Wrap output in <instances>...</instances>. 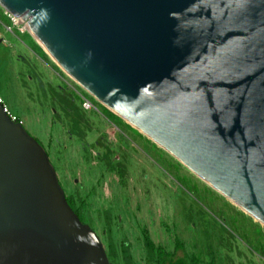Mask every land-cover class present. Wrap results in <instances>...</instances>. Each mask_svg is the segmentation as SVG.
Masks as SVG:
<instances>
[{
    "label": "water",
    "instance_id": "water-1",
    "mask_svg": "<svg viewBox=\"0 0 264 264\" xmlns=\"http://www.w3.org/2000/svg\"><path fill=\"white\" fill-rule=\"evenodd\" d=\"M0 7L114 116L264 222V0ZM26 132L0 104V264H108Z\"/></svg>",
    "mask_w": 264,
    "mask_h": 264
},
{
    "label": "rangeland",
    "instance_id": "rangeland-1",
    "mask_svg": "<svg viewBox=\"0 0 264 264\" xmlns=\"http://www.w3.org/2000/svg\"><path fill=\"white\" fill-rule=\"evenodd\" d=\"M16 19L0 7L1 104L45 148L63 195L88 215L104 249L109 237L111 264H155L144 252V233L164 251L179 242L193 263L264 264L262 223L113 118Z\"/></svg>",
    "mask_w": 264,
    "mask_h": 264
},
{
    "label": "trees",
    "instance_id": "trees-1",
    "mask_svg": "<svg viewBox=\"0 0 264 264\" xmlns=\"http://www.w3.org/2000/svg\"><path fill=\"white\" fill-rule=\"evenodd\" d=\"M111 116L113 118L115 117V119L117 118L116 116H113L112 114H111ZM79 117H80V115H79ZM14 121H19V119L14 116ZM35 141H37L39 143L38 140H35ZM115 172H116V175H118L119 177H123L124 176L123 175V171H122V169L119 166H117L115 168ZM64 200H65L66 205L70 206V208L76 213V215L79 218V221L83 222V224H86L89 227V225H88V221H89L88 215L82 209H79L76 206H74V204L72 202V198L70 196L64 195ZM108 220H109L108 215L105 214L103 223H104V233L106 234V236L109 235L108 234ZM142 244H143V248H144L145 254L149 258H153L155 264H197V262H195V261H194V263L190 262V258L189 259L185 258V255L181 251V250H183L182 246H181V244L179 242H175V244L173 246V250L164 251V249L160 245L154 246L152 241L147 236V234L144 233V235L142 237ZM121 250L125 251V248H122ZM103 251H104L106 259H107V255L112 253V251H113V245H112L111 241L109 240V237H108V240H107V247ZM176 251H181V254L179 256L175 255ZM122 253H124V252H122ZM107 262H108V264H111L109 259H107Z\"/></svg>",
    "mask_w": 264,
    "mask_h": 264
},
{
    "label": "bare ground",
    "instance_id": "bare-ground-1",
    "mask_svg": "<svg viewBox=\"0 0 264 264\" xmlns=\"http://www.w3.org/2000/svg\"><path fill=\"white\" fill-rule=\"evenodd\" d=\"M11 14V13H10ZM12 15V14H11ZM12 16H14V15H12ZM14 17H16V16H14ZM17 18V17H16ZM25 30V29H24ZM27 31V30H26ZM36 39V41L38 42V44H39V46L41 47V50H43L44 51V53H46L48 56H49V58L66 74V75H68L71 79H73L78 85H80L79 84V82H77L76 81V79L71 75V74H69V72L66 70V69H63L55 60H54V58L50 55V53L42 46V44H41V42L37 39V38H35ZM81 86V85H80ZM82 87V86H81ZM83 88V87H82ZM85 91H87L90 95H92L91 94V92H89L88 90H86V89H84ZM93 96V95H92ZM95 99H97L98 101H100L101 102V100H100V98L99 97H96V96H93ZM105 105H107L106 103H105ZM108 106V105H107ZM111 108V107H110ZM112 109V108H111ZM124 120L125 121H127L128 123H130L131 125H133V126H136L132 121H130L129 119H127V118H124ZM138 130H139V132L140 133H142L144 136H146L147 138H149V136H147V134L146 133H144V131L139 127L138 128ZM153 143H155V145H158L159 147H161L163 150H165L167 153H169L172 157H174L176 160H178L181 164H183V162L177 157V156H175L174 154H172V152L169 150V149H167L166 147H164L163 145H161L159 142H157L156 140H152L151 138H149ZM185 167H187L185 164H183ZM194 175H196L198 178H200L202 181H204L207 185H209L211 188H213L214 190H216L218 193H220L215 187H212L206 180H204V178H202V176L201 175H199L198 173H195L193 170H191L189 167H187ZM222 196H224L225 198H227L228 200H229V202H232L234 205H236L237 207H239L240 209H242L243 210V212H245V213H247L248 215H250L251 217H253V218H255L257 221H259L260 223H262L263 224V226H264V222H262L261 221V218L259 217V216H257V215H255L254 213H251V212H248L247 211V209H245V208H242L239 204H237L236 202H233L230 198H228L227 196H225L223 193H220ZM261 224V225H262Z\"/></svg>",
    "mask_w": 264,
    "mask_h": 264
},
{
    "label": "built area",
    "instance_id": "built-area-1",
    "mask_svg": "<svg viewBox=\"0 0 264 264\" xmlns=\"http://www.w3.org/2000/svg\"><path fill=\"white\" fill-rule=\"evenodd\" d=\"M2 102H1V100H0V104H1ZM84 106H86V103L85 104H83ZM1 108H2V111L10 118V119H12V120H14V116L13 115H11V114H9L8 113V111H7V109L1 104Z\"/></svg>",
    "mask_w": 264,
    "mask_h": 264
},
{
    "label": "crops",
    "instance_id": "crops-1",
    "mask_svg": "<svg viewBox=\"0 0 264 264\" xmlns=\"http://www.w3.org/2000/svg\"><path fill=\"white\" fill-rule=\"evenodd\" d=\"M31 37V36H30Z\"/></svg>",
    "mask_w": 264,
    "mask_h": 264
}]
</instances>
